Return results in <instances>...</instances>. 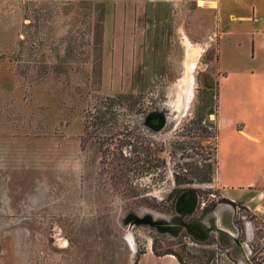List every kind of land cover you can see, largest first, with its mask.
<instances>
[{
    "label": "rangeland",
    "instance_id": "374dc122",
    "mask_svg": "<svg viewBox=\"0 0 264 264\" xmlns=\"http://www.w3.org/2000/svg\"><path fill=\"white\" fill-rule=\"evenodd\" d=\"M226 30L217 61L215 12L197 0H0V264L240 262L214 240L232 233L217 205L260 225L212 180L215 81L217 63L263 70L264 40Z\"/></svg>",
    "mask_w": 264,
    "mask_h": 264
},
{
    "label": "crops",
    "instance_id": "0c3cea01",
    "mask_svg": "<svg viewBox=\"0 0 264 264\" xmlns=\"http://www.w3.org/2000/svg\"><path fill=\"white\" fill-rule=\"evenodd\" d=\"M197 2L198 6L206 5L215 12L217 61L220 40L226 35V29L229 32L242 25L243 32L258 34L264 40V0ZM261 49L260 44L252 42V52L257 51V60L253 61V54L251 60L263 70L236 71L232 75L230 69L222 70L217 63L212 180L224 197L239 202L244 212L252 214L264 225V54Z\"/></svg>",
    "mask_w": 264,
    "mask_h": 264
},
{
    "label": "flooded vegetation",
    "instance_id": "af4514ba",
    "mask_svg": "<svg viewBox=\"0 0 264 264\" xmlns=\"http://www.w3.org/2000/svg\"><path fill=\"white\" fill-rule=\"evenodd\" d=\"M222 206H224L223 208H226L224 211L220 210ZM216 208L218 209L221 223L226 227L228 226V228L231 230L232 233H229L228 231H225L217 227L216 229L219 231L217 232L215 231V234L217 233L214 239L215 242L219 241L221 243L224 244L226 243V245H229L230 243L227 244L228 238H231L234 244H236L237 246V259L240 260L238 264H264V241L261 242V239H264V236H262L261 234L259 235V233L257 232L259 227L264 231V225H262L255 217H253L254 221H256L258 225H260L259 227L255 228L257 231L253 230V228H251V226L248 225L245 219H244L245 221H242L243 223L241 226L239 225L238 227H234L233 223L228 224L227 222L228 218L233 213L232 207L226 204H218ZM246 213L248 212H245V214ZM207 217L209 219L212 218V216H209V214L207 215ZM245 217L246 215L243 218ZM248 228H251L249 237H248V233H249ZM222 232H226L227 236H225L224 233ZM210 233H214V232L211 230ZM260 233H264V232H260ZM249 240L252 241L251 242L252 244L250 243ZM215 242L213 241V243Z\"/></svg>",
    "mask_w": 264,
    "mask_h": 264
},
{
    "label": "water",
    "instance_id": "95a60500",
    "mask_svg": "<svg viewBox=\"0 0 264 264\" xmlns=\"http://www.w3.org/2000/svg\"><path fill=\"white\" fill-rule=\"evenodd\" d=\"M195 197L191 190H184L178 194L174 202V208L176 212H179L180 215H186L191 212L194 207ZM126 221L129 225H138V224H147L149 226H155L161 229H170L171 231H175V229L170 228L165 225L163 220H157L151 218L149 215L144 216H129ZM181 221H179L180 223ZM182 224L186 227L187 231L192 235L197 237L200 240H205L206 238V227L200 226L198 222H182Z\"/></svg>",
    "mask_w": 264,
    "mask_h": 264
},
{
    "label": "trees",
    "instance_id": "16d2710c",
    "mask_svg": "<svg viewBox=\"0 0 264 264\" xmlns=\"http://www.w3.org/2000/svg\"><path fill=\"white\" fill-rule=\"evenodd\" d=\"M209 113H212V111L209 110L208 114H209ZM100 122H102V121L100 120ZM131 162H132V163H135V161H131ZM148 166H149V165H147V166H145V167H141L142 170H139V171H143V170L145 171V170L148 168ZM123 168L125 169V167H123ZM124 169H123V170H124ZM129 169H130V168H129ZM126 170H127V169H126ZM201 181H209V178L203 179V180H201ZM183 191H184V190H183ZM180 193H181V192H180ZM178 194H179V193H178ZM178 194H177V196H178ZM177 196H176V197H177ZM175 259L177 260L178 264H182V262H181V260H180V258H179L178 256L175 255Z\"/></svg>",
    "mask_w": 264,
    "mask_h": 264
},
{
    "label": "bare ground",
    "instance_id": "6f19581e",
    "mask_svg": "<svg viewBox=\"0 0 264 264\" xmlns=\"http://www.w3.org/2000/svg\"><path fill=\"white\" fill-rule=\"evenodd\" d=\"M203 2H201V4H202ZM191 66V65H190ZM190 81V80H189Z\"/></svg>",
    "mask_w": 264,
    "mask_h": 264
}]
</instances>
